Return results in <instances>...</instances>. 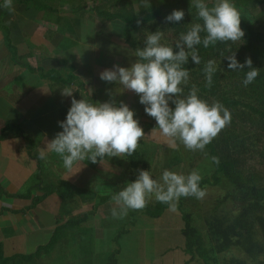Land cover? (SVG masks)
Instances as JSON below:
<instances>
[{
  "label": "rangeland",
  "instance_id": "rangeland-1",
  "mask_svg": "<svg viewBox=\"0 0 264 264\" xmlns=\"http://www.w3.org/2000/svg\"><path fill=\"white\" fill-rule=\"evenodd\" d=\"M1 1L4 5V0ZM27 1L33 4L41 3L43 7L49 5L57 10H50V8L37 10L34 5L27 9ZM189 1L193 3V0ZM91 4L90 0H12L14 11H9L8 17L12 15L10 18L13 21L8 17L5 19L2 17L1 20L10 27L12 42L18 50L17 62H14L10 50L4 46L0 34V151L3 147L1 142H6L1 140V136L6 135L8 144L16 148L20 147V152L23 151L20 155L24 156L26 163L31 164L32 161L33 167L37 168L36 155H39L40 149L46 148L47 142L51 141L56 133L63 130L58 122L66 119V114L63 112L64 107L71 104L72 96L80 100V95L84 92L87 98L92 99L94 103L111 100H115L117 103L123 101L134 111V118L138 119L145 133V136L140 140L142 143L139 142L137 149L143 152V160L151 164V174L154 179H159L165 169L183 174L196 170L200 174L201 165L206 163V153L199 150H187L179 141H177L176 147L170 146L167 139L160 135L159 130L153 133L154 128H145L144 123H156V121L145 113V106L139 102L138 94L131 90L122 91V85L100 79V73L103 70L111 69L116 64L121 67H130L138 58L133 50L120 42L119 36L122 30L116 28V32L112 31L114 29L111 26L112 22L103 21L98 17L96 11H89L87 6ZM78 6L80 10L71 12V9L75 10ZM2 7L4 6H0V14L4 10ZM136 7L138 9L139 5ZM254 15L257 27L264 32V6L258 5ZM64 16L74 21L73 24L76 23V20L77 23H80L77 24V36L73 35L76 33L65 36V32L60 30L64 23L61 17ZM58 18H60V22L57 21ZM41 19H44L48 26H45L44 22L40 23ZM50 29L54 31V38L62 39L70 36L75 39L77 41L76 43L73 41L75 46L67 52L58 53L55 57L54 46L51 45ZM106 31L110 33L103 34ZM116 33L118 34L117 38L114 36L117 35ZM45 36L47 41L43 39ZM41 43H47L50 50H47ZM33 44L39 47L31 51L30 46ZM32 52H35V55H31ZM43 53L49 59L42 58ZM25 64H30L36 69L57 67L64 79L69 78V66L74 65L73 73L78 79L75 80V84L66 87L73 90L72 96H63L61 93L54 95L48 87L50 84L40 79L38 75L31 73ZM36 83L38 84L34 86ZM79 88L84 91H80ZM46 89L49 91L46 92ZM109 97L112 99L109 100ZM22 132L26 137L19 135ZM31 140L34 141V145L30 146L32 157L27 152ZM126 157H108L97 165L86 160L74 165L73 169L68 171L64 168L63 161L58 154L46 152V159H40L41 169H35L31 173L34 174L32 179L25 187L21 188L20 193H27L31 185L39 182H44V185H47L69 180L77 187H81L87 194L90 192H95L100 196L116 194L124 188L123 180L126 184L133 182L128 176L130 170ZM9 171H15V168L12 167ZM47 186L49 188V185ZM48 188H43L37 195L33 194V198L45 194ZM229 189L230 185L226 181L218 187H208L207 194L203 199L193 198L187 202L186 207L191 211L204 213L214 205L217 197L222 196ZM76 198L78 201L81 200L80 195L75 196ZM152 200L154 198L150 202ZM73 202L74 200L71 201V203ZM18 204L23 205L22 202H18ZM61 204L62 199L58 194H49L45 201L29 210V215L38 223L43 224L40 215L45 213L57 216L61 213L59 211ZM225 206L228 209L234 207L230 201ZM93 207V201L83 202L81 208L71 216L77 218L87 212H92L86 221L76 225L73 229L79 238L84 235L83 241L80 242L84 251L79 248V243L76 244L73 240L70 242L68 240L69 247L65 245L64 240H61L53 253L48 258L45 256L39 264H107L111 253L119 247L115 238L122 229L126 216L123 218L112 216L111 210L115 207L112 200L99 206L96 213L92 211ZM179 214L180 211L177 209L175 212L168 210L162 218L158 219H151L143 215L142 219L139 217L136 225L130 226L129 232L122 236L121 251L117 256L119 264H184L186 257L180 249L161 257V254L170 248L184 242L178 228L179 225H182ZM58 217L46 222V224L55 225L54 227L42 226L47 230L52 229V232L48 231L47 235L43 236L46 238L43 242H39L42 238L40 231L32 236L30 244L25 242V234H21L20 242H12L11 247L16 250H13L14 252L11 254L16 252L33 253L38 245L49 242L59 223ZM34 219L22 222L24 225L28 223L26 229H40ZM61 219L66 220L63 217ZM23 229L25 228L23 227ZM233 253L241 259H245L244 254ZM232 256L230 254L228 259ZM246 262L252 264L250 260H246Z\"/></svg>",
  "mask_w": 264,
  "mask_h": 264
},
{
  "label": "trees",
  "instance_id": "trees-1",
  "mask_svg": "<svg viewBox=\"0 0 264 264\" xmlns=\"http://www.w3.org/2000/svg\"><path fill=\"white\" fill-rule=\"evenodd\" d=\"M90 2L92 4L87 6L89 11H96L98 17L103 21L112 22L111 26L115 29L112 31L116 32V28L117 30L121 29L120 42L134 52L137 48L145 46L144 40L150 32L163 31L164 36L161 42L174 47L180 33L186 32L190 24L203 23L199 20L197 10L189 0H90ZM205 2L211 6L212 0H205ZM26 3L28 4L27 9L34 5L37 10L43 8L57 10V8L49 7V5L43 7L41 3L33 4L30 1ZM232 3L240 12V27L245 32L242 40L235 43L218 41L208 48H204L203 44L198 45L201 63L196 65L189 57V62L184 65L189 70V82L183 86L184 95L188 94L194 84L199 90L198 96L201 99L206 100L209 104L214 100L219 101L231 113L230 124L222 129L203 150L206 153V163L201 165V169H199L202 178L200 187L202 189L218 187L224 181L230 185V189L222 196L217 197L214 205L204 213L194 212L186 207L187 202L195 197H181L177 209L180 211L179 216L182 219V225H179L178 228L184 242L161 254V257H164L180 249L186 257L184 264H192L193 262L195 264H247L246 260H250L252 264H264V32L257 27L256 16L254 15L258 5L264 6V0H232ZM136 5H139L138 9ZM0 6H3L2 2ZM2 8L4 10L0 16V32L5 46L10 50L12 60L17 62L18 48L12 42L11 29L1 20L2 17L4 19L8 17L10 10L6 7ZM174 9L183 10L184 19L174 23L166 22L165 17ZM78 10H80L79 6L75 10L71 9V12ZM61 18H63L64 23L60 30L65 32V36L76 33L77 24L80 23H77L76 20V23L73 24L74 21L65 16ZM138 20L140 21L139 24H137ZM57 21L60 22V18ZM39 22H44L43 24L47 25L44 19L39 20ZM50 31L56 46L53 51L56 54L55 57L58 53L67 52L75 46L77 42L75 39L70 36L57 39L53 36L54 31L52 29ZM105 33L110 32L106 31L103 34ZM73 35L77 36V33ZM204 35L201 33L202 37ZM114 36L117 38L118 34ZM31 47L34 48L35 44L30 46L32 51ZM234 52L239 63L244 64L245 59L250 57L253 62L252 66L259 69V75L247 86L243 84L248 71L247 66L243 71H232L228 68L229 61L224 58ZM30 54L34 55L35 52ZM42 58L49 59L44 53ZM210 59L215 60L217 71L213 74L212 86L206 87L203 69ZM25 65L28 66L31 73L38 75L40 79L50 84L48 87L54 95L61 93L62 89L71 86V84H75V80L78 79L73 73L75 71L73 70L74 65L69 66L68 79L62 78L61 71L57 67L36 69L30 64ZM80 91L84 90L81 88ZM83 93L80 95L81 99L84 98L93 102L92 99L87 98L86 93ZM111 99L109 97V100ZM170 106L174 107L171 102ZM70 107L71 104L64 107L63 112L66 116ZM144 126L151 129L157 127V124L149 122L144 123ZM19 135L26 137L23 132ZM6 139V135L1 136V140ZM33 143L34 141L31 140L28 145V152L31 157L30 146L34 145ZM213 156L218 157V164L212 161L211 157ZM143 157V152L138 149L132 156L126 157L130 170L128 176L131 181L136 180L140 169L152 172L151 164L144 161ZM107 158L105 156L95 164H100ZM36 159L38 160L37 169L40 170V156L36 155ZM121 179L123 180V178ZM122 182L126 187V182L124 180ZM41 183L43 182L36 184L44 189L48 188L47 185H49L45 194L33 198L29 189L27 193L15 194L13 197L32 199L31 209L45 201L49 194H58L62 199V204L61 214L57 219L62 220L61 217H63L66 220H62L64 222L55 228L49 242L38 245L33 253L16 252L10 254L8 252L9 254H6L3 242H0V264H39L45 256L48 258L53 253L61 240H64L68 247L70 246L67 244L68 240L69 242L73 240L74 243H79V248L84 251L80 243L83 241L84 235L79 238L73 229L76 225L86 221L92 212H87L77 218L71 216L81 208L83 202L89 201L94 202L92 211L96 213L98 207L106 204L114 195L100 196L95 192L87 194L81 187H77L69 180L47 185ZM32 187L34 186H30V188ZM79 195L81 202L77 198L75 199V196ZM97 199L99 200L96 202ZM73 200L74 202L71 203ZM229 201L234 206L231 209L225 206ZM168 210V205L157 202L155 199L152 202L149 201L142 210H129L125 223L115 238L119 247L111 253L107 264H119L117 256L121 251L122 236L129 232L130 226L136 225L139 217L142 219L143 215L151 219H158L162 218ZM15 212L19 211L15 210ZM233 252L244 254L246 260L241 259ZM230 254L233 256L228 259Z\"/></svg>",
  "mask_w": 264,
  "mask_h": 264
},
{
  "label": "clouds",
  "instance_id": "clouds-1",
  "mask_svg": "<svg viewBox=\"0 0 264 264\" xmlns=\"http://www.w3.org/2000/svg\"><path fill=\"white\" fill-rule=\"evenodd\" d=\"M4 7L14 11L12 0H4ZM197 16L203 23H192L186 32H181L174 47L162 43L163 31L150 32L144 40L145 46L137 48L138 58L130 67L116 64L100 73V79L122 85V91L131 90L139 95L147 115L153 117L160 135L170 146L177 141L187 150L203 151L209 143L231 122V113L219 101L209 104L198 96V88L192 85L184 95V87L189 82V70L184 67L189 57L196 64L201 63L198 45L204 48L219 42H237L245 32L240 27V12L232 0H212L211 6L205 0H193ZM183 10L174 9L165 17L166 22L184 19ZM140 21H137L139 24ZM201 33L205 35L202 37ZM232 71H243L247 66L244 86L252 83L259 75V69L252 66L250 57L244 64L237 61L235 52L225 56ZM206 87H211L213 74L217 71L215 60H208L203 69ZM121 91V92H122ZM73 90L62 89L63 96H72ZM170 102L174 107L170 106ZM63 129L40 149V159H46V152L58 154L66 170L74 165L90 160L99 162L107 157L132 156L145 136L134 111L120 101L89 102L86 99H71V107L66 119L58 122ZM219 163L218 157H211ZM135 181L126 184L114 194L111 200L115 207L111 214L123 218L129 210H142L154 198L168 205L171 212L177 210L181 197L203 199L206 189L200 187L201 176L193 170L188 174L165 169L159 179H154L148 170L140 169Z\"/></svg>",
  "mask_w": 264,
  "mask_h": 264
},
{
  "label": "crops",
  "instance_id": "crops-1",
  "mask_svg": "<svg viewBox=\"0 0 264 264\" xmlns=\"http://www.w3.org/2000/svg\"><path fill=\"white\" fill-rule=\"evenodd\" d=\"M1 2L2 1L0 0V3ZM10 17H12V15L9 16L8 19H11ZM11 20L13 21V19ZM0 34L2 35L1 32ZM43 39H45L46 41L48 40L46 37ZM2 40H4L3 36H2ZM3 44L5 46L4 41ZM41 44L44 45V47H46L47 50L48 49L50 50V47L47 43H41ZM51 45H53L55 49L56 46L53 40H51ZM36 47L39 46L35 44V47L34 48L31 47V48L34 50ZM37 84L38 83H36L34 86H36ZM48 91L49 90L46 89V92ZM5 141L6 142L4 141L1 142L3 147L0 151V242H4L3 244L6 254L9 253L11 254V252H14L13 250H16L15 248L11 247V244L13 241L20 242L21 234H25L26 236L25 242L27 244H30V240L32 236L40 231L42 232V238L39 242H43L46 239L43 236L47 235L48 231L52 232L51 228L55 226V225L46 224V222L55 219L56 217L60 216L61 213H59L57 216L56 215L51 216L50 214L46 215L45 213L41 214L40 216L43 224H40L36 221V219L31 218V216L29 215L30 206L32 205V199L13 197V195L15 194H20L21 188L25 187L28 181L32 179L31 177L34 174L31 173L37 168L33 167L34 165L32 161L31 164L26 163V159L24 158V156L20 155L23 152V151L20 152L19 150L20 147L16 148L14 146H10L8 144L9 143L8 139H6ZM12 167L15 168V171H9V169H11ZM41 184L43 185L44 182ZM33 186L34 187L30 188L32 195L33 194L37 195L41 190H43V187L40 185L33 184ZM28 201H30V203H27ZM18 202H22L23 205L18 204ZM15 210H18L19 212H15ZM59 211H61V206L59 208ZM31 219H34L37 225L39 224L40 229L37 230H31L30 228L26 229V225H28V223L24 225L22 222L25 220L30 221ZM63 222L64 221L59 220L57 226L62 224ZM42 226L44 227L49 226L51 228L47 230ZM23 227L25 229H23Z\"/></svg>",
  "mask_w": 264,
  "mask_h": 264
}]
</instances>
